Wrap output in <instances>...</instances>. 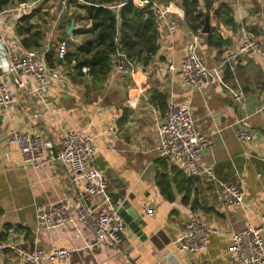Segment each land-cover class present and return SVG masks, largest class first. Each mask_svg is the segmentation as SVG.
Instances as JSON below:
<instances>
[{"label":"crops","instance_id":"crops-1","mask_svg":"<svg viewBox=\"0 0 264 264\" xmlns=\"http://www.w3.org/2000/svg\"><path fill=\"white\" fill-rule=\"evenodd\" d=\"M156 1L160 6L165 5ZM48 3L45 1L41 7L46 12L45 18L52 19L51 24L41 25L46 27L42 47L50 50L57 30L52 23L60 21L62 12L54 19L51 7L56 1L46 8ZM59 3L69 5L68 9H72L69 14L74 15L75 3ZM225 3L232 8L226 17L231 16L234 22L219 21L216 10ZM200 8L205 11V0H201ZM209 17L210 32L222 36L221 42L215 38L217 44L208 42V33L194 32L185 16L169 14L177 28L171 36L164 28L160 29L161 47L152 64L173 62L177 67L173 73L150 75L138 65L136 76L110 73L105 81L95 82L88 74L76 76L63 63L60 80L51 82L40 92H32L30 84L24 87L16 84L12 74L5 75L15 101L9 112L0 106V243L29 248L37 237L46 253L61 248L70 250L67 262L54 260L51 264H228L233 257L231 235L249 223L260 225L264 214V109L257 110L264 104V57L250 50L243 52L236 77L222 66V59L245 40L263 36L264 0H213ZM74 20L76 28L87 23L78 24L77 16ZM72 35L69 46L84 41V36ZM8 43L14 50L22 47L11 36ZM189 45L195 47L210 69L211 80L204 92L188 86L180 72ZM239 85L247 98L254 130V138L248 143L237 138L240 111L232 93ZM157 91L166 96L167 104L174 100L190 105L199 131L212 136L213 144L201 155L203 164L218 177L239 185L235 172L241 171L244 207L227 208L207 176L188 173L184 158L156 155L158 126L165 112L153 100ZM13 128L52 139L58 146L71 129L93 136L98 148L94 165L107 178L112 200L128 201L139 212L143 219L140 232L125 226L121 246L107 247L96 243L88 229L81 227L78 231L74 224L37 231L36 207L64 198L77 199L85 181L70 174L60 161L48 162L39 169H25L17 146L7 139ZM163 175L172 198L162 192L159 180ZM87 202L98 212L109 211L100 194L88 195ZM144 205L154 208L155 214L148 215ZM194 214L216 229L209 236V249L179 252L174 242ZM0 264L25 263L6 249L0 250Z\"/></svg>","mask_w":264,"mask_h":264},{"label":"built area","instance_id":"built-area-1","mask_svg":"<svg viewBox=\"0 0 264 264\" xmlns=\"http://www.w3.org/2000/svg\"><path fill=\"white\" fill-rule=\"evenodd\" d=\"M15 7H6L0 11V106L9 112L15 101L5 75L12 74L14 82L20 86L30 84L32 92H40L51 82L60 80L61 65L51 67L46 59L49 48H25L21 38L16 34V26L27 9L42 6L45 0H16ZM67 2L68 0H59ZM139 6L153 4L158 12L160 29L164 28L168 36L173 35L177 28L175 20L169 14L175 13L185 16L182 7L172 0L167 5L160 6L156 0H135ZM123 2L115 1L112 8L119 9ZM12 5V4H11ZM61 13L58 14V18ZM11 20V24H10ZM12 37L22 47L10 48L9 37ZM58 42L57 57L64 62L68 52V39ZM264 34L261 37L248 39L235 50L228 51L223 59L222 66L229 70L234 77L237 76L240 55L245 51H253L264 57ZM138 65L121 48H117L113 56V69L111 76H136ZM177 69L173 62L153 63L146 69L147 74L157 72L173 73ZM89 68L83 67L88 73ZM180 72L183 81L193 90L204 92L211 80L210 69L200 59L193 45H189L181 61ZM240 114L237 120V138L240 142L248 143L254 138L250 113L248 112L247 98L243 87L237 86L232 93ZM264 109L262 104L257 110ZM159 141L154 150L159 158H184L186 168L190 175L207 176L215 185V192L219 195L227 208L245 206V190L243 188L242 173L236 170L235 175L241 185L218 177L214 171L202 163L201 155L206 148L213 144L211 135L199 131L192 109L188 104H180L170 100L158 126ZM8 142L17 146L25 169H39L48 162L60 161L65 169L72 175L84 179V187L78 198L69 200L64 198L48 205L36 207L37 231L40 229H55L74 224L78 231L88 229L96 243L107 247H120L123 243L125 221L119 213L122 201L116 203L108 193V181L100 169L94 165L98 148L93 136L82 130H68L58 146L52 139L18 129H11ZM100 194L108 204L109 211L98 212L87 202L88 195ZM144 211L153 216L155 209L144 205ZM262 223L256 225L249 223L241 230L231 235L230 253L233 255L228 264H264V214ZM215 228L207 226L197 215H192L185 223L181 234L175 240L179 252L207 251L209 249V236ZM9 249L14 255L20 257L25 264H51L54 260H69L70 250L61 248L46 253L38 243L37 237L31 247H24L15 243H0V250Z\"/></svg>","mask_w":264,"mask_h":264},{"label":"trees","instance_id":"trees-1","mask_svg":"<svg viewBox=\"0 0 264 264\" xmlns=\"http://www.w3.org/2000/svg\"><path fill=\"white\" fill-rule=\"evenodd\" d=\"M14 1L16 0H0V11L13 4ZM115 1L124 4L117 10L111 7ZM164 1L167 5L171 0ZM67 2L68 4L75 3L77 9L85 11L86 25L77 27L73 31V35H81L85 38L81 44L75 47L69 46L64 62L58 59L55 48L50 49L46 53V59L51 67L65 63L73 69L76 76L83 77L86 76L83 67H88L87 74L95 82H103L113 69V56L117 48L125 51L144 70L152 64V60L160 50V37L162 36L158 12L153 4L139 6L135 0H68ZM176 3L183 8L185 20L190 28L196 33L202 30L205 18L211 12L213 0H205V11L200 8L201 0H180ZM231 13L232 8L227 3L222 4L220 10H216L219 21L224 23L234 22L231 16L229 19L226 17ZM45 16L46 12H42L40 6L20 18L15 31L25 48L42 47L46 27L41 24L46 22ZM33 19H38L39 23L33 22ZM74 19H76L75 14L68 18V23L71 24ZM66 32L67 29L65 36L70 37ZM215 38L219 42L222 41V36L216 32L207 34L209 43L217 44ZM153 100H156L159 106L166 110L167 100L162 92H155ZM165 176H161L159 184L162 192L172 198L173 194L168 188Z\"/></svg>","mask_w":264,"mask_h":264},{"label":"rangeland","instance_id":"rangeland-1","mask_svg":"<svg viewBox=\"0 0 264 264\" xmlns=\"http://www.w3.org/2000/svg\"><path fill=\"white\" fill-rule=\"evenodd\" d=\"M48 1L50 3H48V5H46L47 6L46 8H48V6H50L51 4H54L53 1H56V5L55 6L53 5V7H51V10H53V12L51 11V13L53 14V16H55L54 19L57 18V14L58 13L62 12L60 21L57 22V23H52V25H54V26L56 25V29H57L56 33H54V35L52 37V43H53L52 48L56 49L57 48V43L59 41L63 40L66 37L65 36V30H66L67 26L70 25L68 23V18L70 17L69 12L72 9H68L69 5L66 6V4L64 6H61L62 4L59 3L60 2L59 0H48ZM160 1L162 2V4L166 3V1H164V0H160ZM172 1L173 2H179L180 0H172ZM17 4H18V2L14 1V3L12 5H10V7H15ZM61 8H64V12H63V10L61 11ZM48 12H50V11H48ZM82 13L85 14L83 10H77V9L74 10V14L77 16V19H78L77 22L80 25L81 24L82 25L85 24V21H83L84 17L81 16V17L78 18V16H80ZM51 20L52 19H45V21H46L45 24H47V23L51 24ZM77 22H76V24H77ZM10 24H11V20H10ZM69 42L71 43L70 39H68V46H69Z\"/></svg>","mask_w":264,"mask_h":264},{"label":"water","instance_id":"water-1","mask_svg":"<svg viewBox=\"0 0 264 264\" xmlns=\"http://www.w3.org/2000/svg\"><path fill=\"white\" fill-rule=\"evenodd\" d=\"M129 1V0H126ZM31 12L30 9H27L25 13ZM75 20H72L69 28L67 29V33L69 35L73 34V31L75 30ZM211 30V25H210V17L206 16L205 18V24L202 28L203 33H209ZM119 213L122 215L125 221V226H129L136 232H140V224L143 222V219L140 217L139 212L134 210L132 208L131 204L128 201H124L121 203L119 206Z\"/></svg>","mask_w":264,"mask_h":264}]
</instances>
